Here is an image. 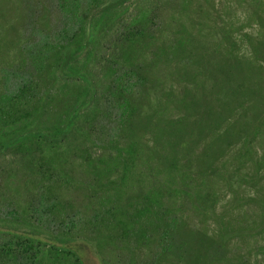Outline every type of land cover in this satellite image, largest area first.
<instances>
[{
	"label": "rangeland",
	"instance_id": "1",
	"mask_svg": "<svg viewBox=\"0 0 264 264\" xmlns=\"http://www.w3.org/2000/svg\"><path fill=\"white\" fill-rule=\"evenodd\" d=\"M61 26L62 16L54 0H0V90L28 76V50L44 40L55 41ZM136 27L156 33L159 45L175 33L189 32L203 46L216 50L226 68L232 62L230 57L236 55L247 58L256 54L264 59V0H119L76 59L59 68L62 56L52 54L51 65L38 78L49 97L37 116L38 125L57 128L73 109L84 107L66 141L48 155L55 171L48 189L40 191L34 175L27 173V158L14 150L0 154L1 225L7 227L5 221L17 210L18 230L29 231L33 226L45 239L68 232L77 240L89 241V264H101L100 257L116 256L143 264L156 250L150 241L116 242L115 233L97 230L95 224L88 223L96 211L111 209L126 196L128 188L137 187L155 192L169 213L183 217L198 254L191 262L264 264V102H258L261 127H251L240 136L229 134L225 144L218 141L209 148L210 139L198 136L191 141L186 157L171 170L165 165L167 152L162 143L168 145L171 122L186 111L177 105V96L170 99V93L184 95L188 87L200 82L194 69L184 75V69L174 64L151 68L156 82L139 98L142 112L136 133L120 132L117 136L116 117L104 115L105 103L88 101L91 85L96 95L101 93L110 60L128 49L123 47V39ZM260 74L259 85L247 81L264 88V68ZM238 75H229L231 82L223 85L234 82L239 86ZM214 85L209 82L210 88ZM147 113L155 116L150 126L145 124ZM158 132L163 135L156 147ZM129 136L137 140L135 145ZM208 152L211 159L202 160L206 155L210 158ZM99 159L111 164L102 180L90 165ZM41 194L48 201H59L61 213L69 216L66 223L41 213H34L33 221H28ZM9 240L0 234V245Z\"/></svg>",
	"mask_w": 264,
	"mask_h": 264
},
{
	"label": "trees",
	"instance_id": "2",
	"mask_svg": "<svg viewBox=\"0 0 264 264\" xmlns=\"http://www.w3.org/2000/svg\"><path fill=\"white\" fill-rule=\"evenodd\" d=\"M54 1L62 16V26L55 41L44 40L35 49H29L28 76L15 79L12 87L0 90V154L14 150L27 158V173L34 175V183L38 184L40 191L48 189L49 180L55 179V171L48 162L49 153L56 151L66 141L84 106L73 109L57 128L38 125L37 116L49 98L38 78L51 65L52 54H61L59 68L76 59L78 53L92 41L97 26L106 22L109 13L119 3V0ZM134 22L140 23L138 19ZM158 40L156 33L146 27L130 30L123 39V47L128 49L121 56L110 60L101 93L96 95L95 86L90 84L88 101L105 103L104 115L116 117L117 136H121L120 132L136 133L139 128L136 127L137 118L142 112L139 98L147 87L156 82L151 76L154 65L174 64L185 70H181L184 75L192 74V68L200 79V82L188 87L184 95L170 93V99L177 96V105L185 109L186 113L171 122L169 130L172 139L167 140V146L162 143L167 152L164 162L169 169L174 170L180 158L186 157L191 141H195L198 136L205 135L210 139L209 148L218 141L225 144L229 134L240 136L251 127L262 126L263 115L258 102H264V88L247 80L259 85L264 59L255 53L247 58L236 55L230 57L232 62L226 68L216 50L203 46L200 39L189 32L175 33L162 45L158 44ZM147 61H150V69ZM229 75L234 78L240 76V85L233 82L232 86L231 83L228 87L224 86V81L231 82ZM210 81L215 84L212 88L209 86ZM253 108L255 113H247ZM237 111L241 112L237 114ZM144 119L145 124L150 126L155 116L147 113ZM162 135L158 132L156 147L159 143L157 139ZM128 138L131 144L137 143L135 138ZM208 154L210 158L206 155V159L202 160L211 159L212 154ZM90 165L98 176L111 166L102 159L94 163L90 161ZM125 195L111 209L96 211L89 219V225L95 224L97 230L115 233L116 242L130 239L150 241L156 250L143 264H195L191 261L198 254L189 239L193 236L188 232L183 217L169 213L164 201L153 191L132 187L127 189ZM60 207L62 205L58 200L51 198L48 201L41 194L38 206H33L28 221H33L34 213H41L55 222L66 223L69 216L61 213ZM18 212L14 211L11 219L5 221L7 227L2 226L4 223L0 220V234L10 237L8 242L0 245V264H89L86 252L92 248L89 241L77 240L75 235L68 232L53 239H45L37 235L33 226L29 231L18 230ZM200 239L207 243L204 237ZM100 260L101 264H137L132 259L124 260L119 256L112 259L100 257Z\"/></svg>",
	"mask_w": 264,
	"mask_h": 264
}]
</instances>
